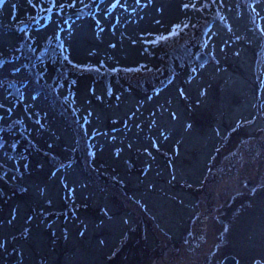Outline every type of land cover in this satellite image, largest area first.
Wrapping results in <instances>:
<instances>
[{"label": "rangeland", "instance_id": "rangeland-1", "mask_svg": "<svg viewBox=\"0 0 264 264\" xmlns=\"http://www.w3.org/2000/svg\"><path fill=\"white\" fill-rule=\"evenodd\" d=\"M228 256L264 264V0H0V264Z\"/></svg>", "mask_w": 264, "mask_h": 264}, {"label": "trees", "instance_id": "trees-1", "mask_svg": "<svg viewBox=\"0 0 264 264\" xmlns=\"http://www.w3.org/2000/svg\"><path fill=\"white\" fill-rule=\"evenodd\" d=\"M23 38H24V41L23 42H25L26 41V37L23 36ZM51 45H53L54 47L53 48H48L47 54H45L42 57L44 58L45 61L47 60V61H49L51 63H58L56 65V69H55V80H53V81H56L57 82V79L59 80V79H62V77H66V74L67 73L65 72V70L67 69V66H65L61 61L56 60V57H55L56 54H59V56L63 58L62 54L59 52V47L61 45L60 41H54L53 40V43ZM46 51L47 50L45 49V50H43L42 53H44ZM49 51H51V52L54 51L56 54L53 55ZM24 52H26V50H24ZM30 54H31L30 55V59H32V60L36 59V62L40 59V58L37 57L38 55H36V51L35 50L30 51ZM2 64H4V58H2ZM35 75L32 76V80H30V83L33 85V88H35V87L36 88L42 87L43 88V91H41L40 93L44 92L46 95L48 94V96H49L50 95L49 86L52 89L53 88L52 87V84L51 85H47L48 86L47 87L48 89L45 88V86L43 84L44 82L41 81V78H37L36 79V76ZM36 84H38L39 86H35ZM36 88H35V90L38 93V90H40V88H38V89H36ZM9 132H13V137H14L13 140H12V142H11V144H13L11 150H12L13 153H17L18 154L19 153L18 148H19L20 136H18L16 134L15 129H13V128Z\"/></svg>", "mask_w": 264, "mask_h": 264}, {"label": "water", "instance_id": "water-1", "mask_svg": "<svg viewBox=\"0 0 264 264\" xmlns=\"http://www.w3.org/2000/svg\"><path fill=\"white\" fill-rule=\"evenodd\" d=\"M206 58L207 57L204 54H200V55L197 56V59L200 60V61H204V60H206ZM224 264H239V261L234 256H228L225 259Z\"/></svg>", "mask_w": 264, "mask_h": 264}]
</instances>
